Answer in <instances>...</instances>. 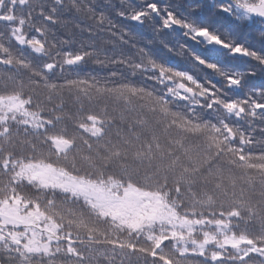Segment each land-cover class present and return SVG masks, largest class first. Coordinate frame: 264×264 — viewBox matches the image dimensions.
Segmentation results:
<instances>
[{
	"label": "snow or ice",
	"instance_id": "1",
	"mask_svg": "<svg viewBox=\"0 0 264 264\" xmlns=\"http://www.w3.org/2000/svg\"><path fill=\"white\" fill-rule=\"evenodd\" d=\"M0 264H264V0H0Z\"/></svg>",
	"mask_w": 264,
	"mask_h": 264
}]
</instances>
